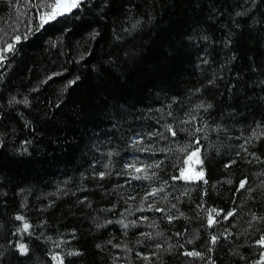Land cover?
I'll return each instance as SVG.
<instances>
[{
    "label": "trees",
    "instance_id": "16d2710c",
    "mask_svg": "<svg viewBox=\"0 0 264 264\" xmlns=\"http://www.w3.org/2000/svg\"><path fill=\"white\" fill-rule=\"evenodd\" d=\"M132 3L131 17L144 19L130 35L128 0H109L64 27L46 25L0 61V264H56L57 251L65 264H264V245L253 242L264 232V137L252 136L264 132V2ZM38 24L35 0H0V48ZM166 123L207 130L204 163L193 164L201 179L180 175L176 159L186 153L176 145L192 137L173 136ZM137 134L144 151L129 143ZM133 160L162 166L136 179L124 168ZM105 165L107 175H92Z\"/></svg>",
    "mask_w": 264,
    "mask_h": 264
},
{
    "label": "snow or ice",
    "instance_id": "6c2138e0",
    "mask_svg": "<svg viewBox=\"0 0 264 264\" xmlns=\"http://www.w3.org/2000/svg\"><path fill=\"white\" fill-rule=\"evenodd\" d=\"M12 2L13 0H9V3H12ZM262 2H264V0H262ZM16 3H17V6L19 7V0H16ZM100 4L107 6L109 4V0H99V3H95L94 0H35V11L37 12L39 24L33 27L27 28V30L22 33L17 31L12 36V40L8 42L4 48H0V61L7 60V56L5 55V53H8V52L15 53L18 50L19 42H21L22 40H27L30 37L34 36L36 33H39L41 29L45 28L46 25L59 24L61 25V27H64V25H67L69 23V17L73 19L80 18L81 16L86 15L87 11H90L92 7H98ZM128 5H129V13H130L128 18H132L131 12L135 10V5L132 3V0H128ZM246 11H247L246 9L242 10V12H246ZM242 12H238L236 13V15L240 16L242 15ZM142 19H144V17H140V19L132 18L133 20L132 27L127 29L126 34L130 35L136 28H138L140 26V20ZM151 19L152 18L149 17L150 21ZM256 23H259V21H256ZM17 27L19 28V25H17ZM98 35H99V31L96 29H93V31L90 33V36L93 39L96 38ZM116 38L121 39V40L124 39V37H120V36ZM205 39H207V37H205ZM226 43L230 44L232 43V41L229 39V40H226ZM127 55L128 53H125V56ZM108 62L111 63L112 58H109ZM93 68H96V65H93ZM53 75H55V73H53ZM79 79H80L79 77H76L74 80L69 81V83L74 84ZM208 83L211 84L213 83V81L210 80L208 81ZM197 91H199V89ZM25 103H27V101H25ZM211 106L212 105L210 102L205 103L203 101L200 102L199 105H197V107L199 108H205V107H211ZM168 115L171 116L172 114L168 113ZM185 118L187 120H195V116L189 115L187 113H185ZM205 123H207V121H205ZM165 127L171 131L173 136L177 135V132H184V133H187L190 137H192V139H190L185 144L176 145V148L178 149L180 153H186V155H184L183 157L176 159V165H180L178 168V171L180 175L183 177V179L189 180V181L201 179V177L204 175L203 167H200L199 171H197L195 168H193V164L203 165L204 163V160L202 156L200 155L201 150H202L201 149L202 141H201V136L199 135V133L204 132L205 137H207V130L201 129L198 126L191 127V128L184 127L182 129H177V128H174L172 124H167V123ZM215 127L223 128L224 125L218 124ZM262 127H264V125H262ZM148 135L149 136L157 135V133L149 132ZM252 136L255 137L256 139H260L261 137H264V132H260L259 136H257L256 131L253 130ZM143 139H144V136L137 134L129 141V143L131 146L137 147L141 151H144L145 149L137 144V140H143ZM248 142L249 141H245V143H248ZM3 143L4 141L0 139V145H2ZM207 146L211 147V144L209 143ZM114 151H116V149L114 148L107 149L109 157H111V154ZM165 151H168V149H165ZM237 155L239 154L237 153ZM253 155H256V154L253 153ZM229 163H232V161H229ZM185 164L187 165V167L183 166ZM154 166L160 167L162 165L159 160H153L151 163H141L136 160H133L132 162L125 164L124 168L129 170L127 171L126 174L130 177H134L136 179L150 180L153 176L156 175V173L155 172L150 173L147 171V169L153 168ZM105 169L106 171H101L99 173L93 172L92 175H99L101 177H104L110 171V168L108 165H105ZM119 174L121 173H117V175ZM178 178L179 177H173V179H178ZM247 179H248L247 177H244L243 179L239 181V185L241 188L245 187ZM125 183H127V181H125ZM165 184L166 182H161V187H164ZM158 191L159 189L156 186L153 185L151 187L152 194H156ZM144 195L148 196L149 193H145ZM83 199L86 200L87 198L85 197ZM144 206L153 207L154 203L144 205ZM219 211H223V210H219ZM235 212H236V209L233 208L227 212V216H232L233 213ZM15 215L19 220L24 221L23 228L25 230H29L31 227L30 221H28L27 218L19 212L15 213ZM180 215H183V213H180ZM208 216H209L208 224H213L215 222V217L212 215L211 209L208 210ZM166 218L168 220L173 219L171 215H168ZM224 218H227V217H224ZM253 219H255V217H253ZM140 222H147V218L141 217L139 221L134 220L131 223L135 224V223H140ZM105 223H108V221H105ZM125 226L126 227L128 226L127 222H125ZM97 227H99V225H97ZM16 231L19 232L20 229L17 228ZM71 231L75 232L76 229H72ZM156 234L159 235L158 232ZM141 235H151V233H141ZM225 235H227V233H225ZM211 238L213 241L217 239L215 235H213ZM60 239L62 240L63 237H61ZM69 239H71V237H69ZM253 242L258 245H264V232L260 234V239L255 240ZM8 244L11 246L12 249L18 250L19 254L21 255H25L30 252L29 245L26 242L17 241L13 243L11 240H9ZM156 247L160 248L162 247V245H156ZM168 250L169 251L171 250V245H169ZM184 251L185 253L190 254V255H195V256L203 255V253H200L196 251L195 249H191V251H189V249L185 248ZM79 252H80V249L78 248L72 249L69 251L68 255L79 254ZM5 255H6V250H0V257H4ZM49 255L55 258L56 264H65V256L62 253L58 251L50 252ZM140 255L141 256H145V255L151 256V255H154V253L141 252ZM260 261H264V252H261ZM255 264H259V261H256Z\"/></svg>",
    "mask_w": 264,
    "mask_h": 264
}]
</instances>
